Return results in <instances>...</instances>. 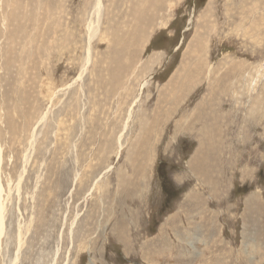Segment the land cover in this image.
I'll use <instances>...</instances> for the list:
<instances>
[{
    "label": "rangeland",
    "instance_id": "obj_1",
    "mask_svg": "<svg viewBox=\"0 0 264 264\" xmlns=\"http://www.w3.org/2000/svg\"><path fill=\"white\" fill-rule=\"evenodd\" d=\"M99 4L0 0V264H264V0Z\"/></svg>",
    "mask_w": 264,
    "mask_h": 264
},
{
    "label": "bare ground",
    "instance_id": "obj_2",
    "mask_svg": "<svg viewBox=\"0 0 264 264\" xmlns=\"http://www.w3.org/2000/svg\"><path fill=\"white\" fill-rule=\"evenodd\" d=\"M96 11H95V14L97 13V15L100 13V4H99V0H96ZM131 18V17H130ZM97 20V19H96ZM259 20V19H258ZM134 21V20H133ZM137 21V19H136ZM30 22V21H29ZM88 49V48H87ZM88 58V57H87ZM144 85V84H143ZM142 85V86H143ZM144 87V86H143ZM143 87H140V88H143ZM180 92V91H179ZM126 93V92H125ZM2 98V97H1ZM212 99V98H211ZM1 108V107H0ZM3 110V109H2ZM12 131V130H11ZM1 135V134H0ZM141 137V136H140ZM1 139V138H0ZM140 139V138H139ZM9 145V144H8ZM1 144H0V163H1V155H2V152L3 150H1ZM0 173H1V168H0ZM1 193H3L2 189H1V184H0V200H1ZM2 206V205H1ZM0 206V245H1V239H2V236H3V233H4V220H5V217H4V210H2V207ZM125 238V237H124ZM123 238V239H124ZM1 251H2V247L0 246V255H1Z\"/></svg>",
    "mask_w": 264,
    "mask_h": 264
}]
</instances>
